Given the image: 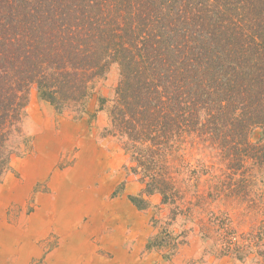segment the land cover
<instances>
[{"label":"trees","instance_id":"1","mask_svg":"<svg viewBox=\"0 0 264 264\" xmlns=\"http://www.w3.org/2000/svg\"><path fill=\"white\" fill-rule=\"evenodd\" d=\"M113 62L110 132L126 138L127 169L172 218L208 211L202 238L221 254L264 264V0H0V183L21 151L31 86L58 112L83 114ZM196 140L215 146L227 172L186 162ZM239 200L254 216L243 233L210 209ZM172 235L149 245L185 236Z\"/></svg>","mask_w":264,"mask_h":264},{"label":"rangeland","instance_id":"2","mask_svg":"<svg viewBox=\"0 0 264 264\" xmlns=\"http://www.w3.org/2000/svg\"><path fill=\"white\" fill-rule=\"evenodd\" d=\"M119 81L120 68L113 62L95 83L83 114L58 112L31 86L21 151L0 183V264H251L221 254L213 238H202L208 211L172 218V205L159 193L148 194L127 169L132 162L126 138L110 132ZM261 134L255 128L250 138L256 142ZM184 153L192 167L204 163L215 174L227 172L210 141L189 142ZM193 198L189 192L185 200ZM210 209L224 212L239 232L251 229L254 216L246 214L245 203H215ZM164 230L185 236L177 246L174 241L150 246Z\"/></svg>","mask_w":264,"mask_h":264}]
</instances>
